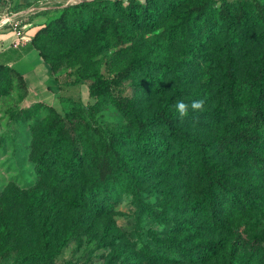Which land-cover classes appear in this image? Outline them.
<instances>
[{
  "label": "rangeland",
  "instance_id": "obj_1",
  "mask_svg": "<svg viewBox=\"0 0 264 264\" xmlns=\"http://www.w3.org/2000/svg\"><path fill=\"white\" fill-rule=\"evenodd\" d=\"M113 1L43 2L10 20L23 27L30 23L29 16L41 15L45 21L37 24L36 31L50 24L52 33L37 43L59 79V116L72 108L89 120L92 130H119L122 159L109 182L115 192L110 209L96 215L86 201L73 207L71 198L79 180L60 178L55 166L61 161L47 162L43 172L34 164L45 148L60 143L47 133L52 115L44 103L31 100L27 88L9 71L1 69L0 264H157L149 260V252H163L165 240L184 220L198 226L201 239L228 240L227 264H264V153L257 151L256 165L207 145L237 127L243 79L257 71L264 56V32L257 21L264 0H225L231 11L243 4L248 12L246 24L234 34L222 26L211 37L198 24L172 39L170 25L185 14L188 3L172 0L171 11L160 0L158 26L148 30L126 29ZM220 1L208 3L215 8ZM15 11L4 8L0 19ZM98 12L119 22L126 38L117 39L110 29L100 27ZM133 58L141 60L140 67L123 76ZM95 76L111 83L109 96L89 97L88 86ZM113 100L125 104L126 111H120ZM194 100L203 101L200 109L190 107ZM177 101L189 105L183 116L175 108ZM160 109L174 119L181 134L172 136L164 129L157 117ZM140 119L147 124L149 140L165 143V149L148 153L138 149ZM92 130L82 131L81 139L98 141ZM203 162L228 181L232 197L228 205L209 202L218 191L201 175ZM79 177L86 183L95 180L86 162ZM129 178L135 180L148 208L141 219L136 216ZM99 191L102 195V185ZM45 238L51 245L48 254L64 243L56 255L43 261L21 260L29 252H41Z\"/></svg>",
  "mask_w": 264,
  "mask_h": 264
},
{
  "label": "trees",
  "instance_id": "obj_2",
  "mask_svg": "<svg viewBox=\"0 0 264 264\" xmlns=\"http://www.w3.org/2000/svg\"><path fill=\"white\" fill-rule=\"evenodd\" d=\"M166 8L173 11L175 1L161 0ZM179 1V0H178ZM188 3L185 14L177 17V22L171 23L168 37L172 39L178 32L185 33L201 24L206 35L215 34V30L224 26L229 33L234 34L237 28L244 26L248 19V12L243 4H238L233 11L228 8L225 0H221L219 5L213 8L208 0H180ZM160 0H128L123 5L120 0L113 1V9L119 14L126 29L129 27H143L152 30L158 26L161 17ZM96 17L99 20L100 27L107 28L118 39L126 38V34H121L122 26L113 18L98 12ZM257 21L264 32V11L258 10ZM62 25V24H61ZM52 33L50 24L37 30L31 38L30 46L35 48L43 61L49 65L56 81L59 79L51 66L45 59L37 43L41 36H47ZM141 60L133 58L127 64L123 71V76H131L134 69L140 67ZM9 71L19 82L20 86L26 88L24 80L14 69L0 65V70ZM244 89L241 95V112L236 116V129L228 134H221L210 141L207 145L217 153L235 157L239 161L251 162L257 165L258 153H264V56L261 65L256 72L246 74L243 79ZM111 83L95 76L92 83L88 86L89 97L97 98L99 96H109ZM113 103L122 112L126 111V106L120 101L113 100ZM52 118L47 125L48 135H55L60 140L59 144H51L45 148L34 161L38 171L47 170L46 163L56 164L55 169L61 179L67 178L79 180L80 186L72 194V206H77L81 201H86L88 209L94 211L96 215L105 212L112 206V199L115 192L110 188L111 182L116 169L121 166V151H119V141L121 132L117 129H102L90 127L87 120L79 110L70 109L63 117L52 106L43 104ZM90 106L89 109H93ZM243 107V108H242ZM81 109V108H80ZM158 121L164 129L172 136L181 134L176 127L174 119L164 110L158 111ZM65 118V119H64ZM138 137L142 140L138 144V149L143 153L158 152L165 149V143L158 140H149L146 130V122L142 119L136 122ZM92 130V134L97 136L98 141L94 139H81V132L87 133ZM77 133L80 134V138ZM67 140L65 147L62 143ZM86 145V146H85ZM203 143L197 146L203 147ZM236 145V146H234ZM248 148L244 149V146ZM84 162L95 173V180L86 183L79 177V172L84 166ZM201 175L209 185L218 192L209 198L214 206L224 207L228 205L227 184L228 181L214 166L203 162L200 167ZM69 183V182H67ZM103 186V194H100L99 186ZM131 193L134 195L137 206L136 216L141 219L144 213L148 212L145 201L141 198L138 186L135 180L128 179ZM69 193V192H68ZM68 197L67 192L65 193ZM107 207V208H106ZM198 226L191 221L184 220L175 226V231L165 240L164 251L149 252V260L157 264H227L224 258L228 255L227 239H201L197 233ZM43 249L41 252H29L21 258L22 261H43L52 258L58 253V250L64 243L56 244L55 248L47 253L50 249V240L44 239ZM220 259V261H219Z\"/></svg>",
  "mask_w": 264,
  "mask_h": 264
},
{
  "label": "crops",
  "instance_id": "obj_3",
  "mask_svg": "<svg viewBox=\"0 0 264 264\" xmlns=\"http://www.w3.org/2000/svg\"><path fill=\"white\" fill-rule=\"evenodd\" d=\"M62 1L65 0H0V14L4 8L12 7L18 10L12 14L15 15L13 17H16L27 13L43 2L52 4ZM28 19H30V23L23 27L18 26L22 40L18 38L12 25L0 26V65L14 69L22 76L32 101L44 103L57 109L60 107L58 99L60 84L38 51L30 46L37 24L45 21V18L36 15L29 16ZM28 26L31 27V30H24V27Z\"/></svg>",
  "mask_w": 264,
  "mask_h": 264
},
{
  "label": "clouds",
  "instance_id": "obj_4",
  "mask_svg": "<svg viewBox=\"0 0 264 264\" xmlns=\"http://www.w3.org/2000/svg\"><path fill=\"white\" fill-rule=\"evenodd\" d=\"M202 104V100H194L192 101L190 107L192 109H200ZM175 108L177 109L179 115L183 116L188 111L189 105H187L183 101H177L175 104Z\"/></svg>",
  "mask_w": 264,
  "mask_h": 264
},
{
  "label": "built area",
  "instance_id": "obj_5",
  "mask_svg": "<svg viewBox=\"0 0 264 264\" xmlns=\"http://www.w3.org/2000/svg\"><path fill=\"white\" fill-rule=\"evenodd\" d=\"M12 25V27H13V29H14V31L16 32V35L18 36V38L19 39H23L22 37H21V35H20V29L18 28V25L17 24H15V23H12L11 21H9V22H6V23H4V24H2V25Z\"/></svg>",
  "mask_w": 264,
  "mask_h": 264
},
{
  "label": "bare ground",
  "instance_id": "obj_6",
  "mask_svg": "<svg viewBox=\"0 0 264 264\" xmlns=\"http://www.w3.org/2000/svg\"><path fill=\"white\" fill-rule=\"evenodd\" d=\"M46 7V6H45ZM38 8V7H37ZM20 14V13H19ZM21 15V14H20ZM15 16V15H11V16H4L0 19V24H2L3 22H9L11 20V18Z\"/></svg>",
  "mask_w": 264,
  "mask_h": 264
}]
</instances>
